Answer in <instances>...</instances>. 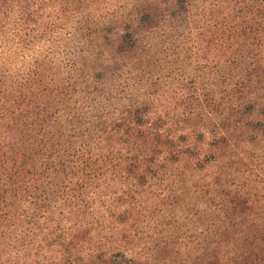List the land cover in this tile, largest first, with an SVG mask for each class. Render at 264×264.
<instances>
[{"label": "rangeland", "instance_id": "obj_1", "mask_svg": "<svg viewBox=\"0 0 264 264\" xmlns=\"http://www.w3.org/2000/svg\"><path fill=\"white\" fill-rule=\"evenodd\" d=\"M230 7L0 0V264H253L264 32Z\"/></svg>", "mask_w": 264, "mask_h": 264}, {"label": "trees", "instance_id": "obj_2", "mask_svg": "<svg viewBox=\"0 0 264 264\" xmlns=\"http://www.w3.org/2000/svg\"><path fill=\"white\" fill-rule=\"evenodd\" d=\"M229 12L227 19L230 18V29L232 32H264V0H229ZM29 23L30 19L27 18ZM44 27V26H43ZM38 27V29L28 28L22 26L18 28L19 32H51L55 25L50 23L46 27ZM26 35V33H22ZM22 35V36H23ZM264 65V59L256 64V67ZM256 76L262 77L264 75V68L258 70ZM253 70V71H254ZM20 169V166H19ZM14 172L13 174H15ZM21 187V185H18ZM253 264H264V246L258 251L253 259Z\"/></svg>", "mask_w": 264, "mask_h": 264}]
</instances>
